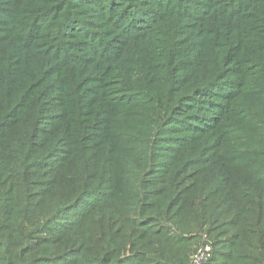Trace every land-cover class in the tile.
<instances>
[{
	"label": "trees",
	"instance_id": "1",
	"mask_svg": "<svg viewBox=\"0 0 264 264\" xmlns=\"http://www.w3.org/2000/svg\"><path fill=\"white\" fill-rule=\"evenodd\" d=\"M88 1L93 4L96 18L109 25L114 23L116 0L82 3ZM241 1L248 3L238 4ZM184 2L190 6L188 0ZM161 3L163 14L170 10L168 13L194 18L192 12L175 7V0ZM257 3L264 0H231L224 10H233L230 17L248 18L251 6ZM51 4L54 14L41 9L35 18V11L24 15L28 24L25 32L34 34L48 29L53 33L52 39L68 29L71 35H81V24L70 22L75 5L67 0H51ZM167 5L174 7L171 10ZM196 14L203 18V24H209L204 10ZM150 16L153 24L159 14L153 12ZM180 23L174 24L177 30ZM115 25L120 26V22ZM138 31L122 32L115 42L134 44L133 50L142 56L143 39L154 30L147 27ZM82 38H86V43L93 41L92 33ZM84 51L87 52L86 45ZM99 59L97 52L93 58L62 61L64 77L55 81L61 91L57 98L61 109L55 118L51 113L52 99L33 93L34 83L38 84L41 76L28 84L18 79L12 104L7 99L4 109H0V127L4 125L0 141L7 132L6 139L10 137L15 143L4 141L2 145L7 147L0 145V170L14 167L13 174L0 173V264H191L197 252L207 246L211 252L204 264H264V177L259 176L264 175V170L258 172L256 167L264 161L250 167L249 158H240L234 152L214 156L222 149L221 134H217L230 113L217 103H201L213 95L208 88L200 91L211 81L199 84L192 92L183 87L177 93L151 137L152 147L146 141L141 147V172L134 171L129 178H123L121 170L113 169L117 145L107 137L120 122L119 117H113V106L125 104V100L114 101L115 87L108 84L110 72L102 77L90 72L84 77L80 68ZM115 59L119 57L112 54L110 61ZM121 68L115 70L116 77ZM45 74H49L48 69ZM16 78L10 77V84ZM88 82L97 85L80 88ZM180 82L181 78L177 84ZM47 93L51 95V86ZM6 115L10 119L2 122ZM188 116L200 117L198 123L204 128L171 144L172 136L183 133L191 122L186 121ZM47 118L51 119L46 121ZM89 126L97 131H89ZM42 128L47 134L41 133ZM49 131L59 140L46 143ZM135 131L139 132V127ZM214 134L211 142L197 147L195 138L209 139ZM127 139L133 141L135 137L131 134ZM252 142L249 143L253 148H259L258 143ZM9 146L14 147L12 152ZM94 146L97 147L91 149ZM179 153V160L185 161L179 167L174 163L170 167ZM260 178L263 184L257 186ZM98 193L103 197L84 206L81 218L71 212L84 198ZM129 194L138 199L135 197L136 209L130 212L132 227L123 235L119 233L120 210Z\"/></svg>",
	"mask_w": 264,
	"mask_h": 264
},
{
	"label": "rangeland",
	"instance_id": "2",
	"mask_svg": "<svg viewBox=\"0 0 264 264\" xmlns=\"http://www.w3.org/2000/svg\"><path fill=\"white\" fill-rule=\"evenodd\" d=\"M30 1L0 0L1 110L4 109L7 99L12 104L15 82L18 79L28 84L34 77L41 76L39 83H34L33 93L39 94L44 99H52L51 113L55 118L61 109L57 103L61 91L55 81L58 77H64L62 61H72L76 58L89 59L98 52L100 59L96 63H88L80 68L84 71V77L90 72L96 77L105 76L110 72L108 84L115 87L114 101L122 98L125 100V104L113 106V117H119L120 122L118 128L111 131L107 137L117 145L113 169L121 170L123 178H129L134 171L136 174L141 172L144 166L141 147L144 146V141L152 147L151 137L163 122L164 115L169 112L177 93L183 87L186 92H192L195 87L199 84L203 85L202 83L208 80L211 83L203 86L200 91L208 88L213 95L210 98L206 97L201 103H217L230 113L226 125L217 134V136L221 134L222 149L214 156L234 152L239 154L240 158H249L250 167L252 163L264 161V3L253 4L249 17L246 18L229 16L233 10L227 13L224 7L231 0H188L190 6L188 2H184L185 0H175V7L179 6L192 12L194 18L190 19L186 15L168 13L170 10L163 14L160 9L163 5L162 0H116L118 12L113 18L114 23L109 25L94 16V7L90 1L82 3V0H67L75 5L74 15H71L74 19L70 22H75L77 25L80 23L82 34L76 37L71 35L68 29L57 39H52L53 33L48 29L43 28L41 32L36 31L34 34L25 32L24 27L28 24L24 15L35 11V18L41 9L49 15L55 13L51 0ZM216 3L221 4L215 6ZM247 3L248 1H241L238 4ZM167 6L171 10L174 7V5ZM215 7L218 10L215 11ZM199 10L206 12L209 24H203V18H199L200 13L196 14ZM153 12L159 14V17L150 24L152 17L150 15ZM43 15L39 16L41 22L44 21ZM179 21L181 23L177 30L174 24ZM118 22L120 26L115 25ZM100 24L107 25L108 28H100L101 26H98ZM51 25L50 23L49 26ZM147 27L154 32H150L148 37L143 39L145 48L141 52L142 56L133 50L134 44L126 46L115 42V38L122 32L135 33ZM35 29H39V26ZM87 33H92L93 41L86 43V38H82V35ZM85 45L87 52L84 51ZM112 54L119 59L110 61ZM119 67H122L121 74L116 77L115 70ZM246 68L252 72L248 73ZM45 69H48L49 74H45ZM10 77H17L12 84ZM180 78L181 82L177 84ZM96 85L88 82L82 84L80 88H92ZM49 86H51V95L47 93ZM32 94L28 96L29 102ZM191 103L195 102L191 101ZM20 105L18 104L17 107ZM21 109L24 111V107ZM188 109L192 111L193 106ZM8 119L10 117L6 115L2 118V122ZM50 119L47 118L46 121ZM199 119L198 116H188L186 121L191 122H188L183 133L174 134L170 143L177 144L179 137L184 139L204 128L198 123ZM135 127H139V132L135 131ZM42 129L44 130L41 133L47 134L46 128ZM87 129L97 131L94 126H89ZM6 133L0 141L1 147H7L2 145L4 141L9 145L15 144L11 142L12 138L6 139ZM131 134L135 137L133 141L127 139ZM236 134L238 138H234ZM214 137L215 134L209 139L195 138L197 147H202L205 142H211ZM50 139L59 140L58 135L49 131L46 143ZM250 140L253 144L258 143L259 148H253L249 143ZM9 148L10 152L14 149L13 146ZM179 155L180 153L170 167L173 163L175 167L182 165L185 160H179ZM9 167L3 168L0 173L13 174L14 167L6 171ZM256 167L260 169L258 172H261L264 170V162ZM259 176L264 177L260 173ZM262 178L256 182L257 186L263 184ZM209 184L210 181L207 185ZM101 197H103L101 193L86 197L71 212L77 218H81L83 207L96 203ZM135 197L138 199L134 194L126 196L120 210L119 233L122 232L123 235L126 229L132 227L130 212L136 209ZM0 211L2 213V209Z\"/></svg>",
	"mask_w": 264,
	"mask_h": 264
},
{
	"label": "built area",
	"instance_id": "3",
	"mask_svg": "<svg viewBox=\"0 0 264 264\" xmlns=\"http://www.w3.org/2000/svg\"><path fill=\"white\" fill-rule=\"evenodd\" d=\"M210 252H211L210 246L201 248L192 259L191 264H204L207 261Z\"/></svg>",
	"mask_w": 264,
	"mask_h": 264
}]
</instances>
